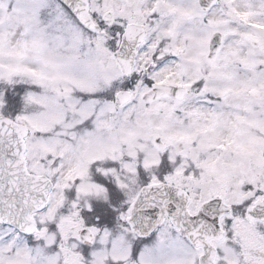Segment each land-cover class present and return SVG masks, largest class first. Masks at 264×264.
Here are the masks:
<instances>
[{"label": "snow or ice", "instance_id": "obj_1", "mask_svg": "<svg viewBox=\"0 0 264 264\" xmlns=\"http://www.w3.org/2000/svg\"><path fill=\"white\" fill-rule=\"evenodd\" d=\"M0 264H264V0H0Z\"/></svg>", "mask_w": 264, "mask_h": 264}]
</instances>
